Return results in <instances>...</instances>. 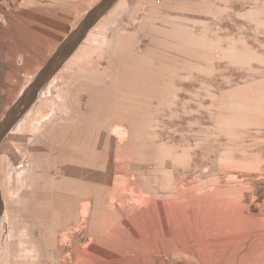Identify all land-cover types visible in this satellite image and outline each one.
<instances>
[{"label":"rangeland","instance_id":"obj_1","mask_svg":"<svg viewBox=\"0 0 264 264\" xmlns=\"http://www.w3.org/2000/svg\"><path fill=\"white\" fill-rule=\"evenodd\" d=\"M100 1L0 0V126ZM0 197V264H264V0H111Z\"/></svg>","mask_w":264,"mask_h":264},{"label":"water","instance_id":"obj_2","mask_svg":"<svg viewBox=\"0 0 264 264\" xmlns=\"http://www.w3.org/2000/svg\"><path fill=\"white\" fill-rule=\"evenodd\" d=\"M111 2V0H101L95 7L89 10V12L84 17L82 23L76 30L75 34L72 35L68 41H66L54 56L47 62L43 69L39 72L34 81L29 85L28 89L19 99L16 108L11 109L7 118L0 126V141L3 136L13 127V125L20 119V117L25 113V111L30 107V105L35 100L38 90L46 79L55 71L57 66L61 61L69 55L72 50L76 47L79 41L84 37L88 28L92 25L94 20L101 14L104 8ZM2 212V204L0 197V216Z\"/></svg>","mask_w":264,"mask_h":264},{"label":"built area","instance_id":"obj_3","mask_svg":"<svg viewBox=\"0 0 264 264\" xmlns=\"http://www.w3.org/2000/svg\"><path fill=\"white\" fill-rule=\"evenodd\" d=\"M49 264H59V263H57V262L53 261V262H51V263H49Z\"/></svg>","mask_w":264,"mask_h":264},{"label":"bare ground","instance_id":"obj_4","mask_svg":"<svg viewBox=\"0 0 264 264\" xmlns=\"http://www.w3.org/2000/svg\"><path fill=\"white\" fill-rule=\"evenodd\" d=\"M121 131V130H120ZM12 134V133H11Z\"/></svg>","mask_w":264,"mask_h":264}]
</instances>
